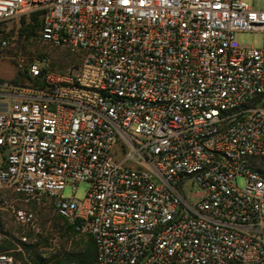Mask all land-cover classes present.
Masks as SVG:
<instances>
[{"label":"built area","instance_id":"built-area-1","mask_svg":"<svg viewBox=\"0 0 264 264\" xmlns=\"http://www.w3.org/2000/svg\"><path fill=\"white\" fill-rule=\"evenodd\" d=\"M33 13L36 37L74 61L58 71L44 53L26 83L0 77V202L14 221L39 230L16 203L49 197L95 243L93 262L70 264H264V9L0 0V24ZM10 42L0 28V60ZM78 182L83 198L62 196ZM7 238L0 224V264H32Z\"/></svg>","mask_w":264,"mask_h":264},{"label":"rangeland","instance_id":"rangeland-1","mask_svg":"<svg viewBox=\"0 0 264 264\" xmlns=\"http://www.w3.org/2000/svg\"><path fill=\"white\" fill-rule=\"evenodd\" d=\"M249 5L256 9H264V0H245ZM21 17H15L11 20L0 24L2 32L11 37L9 46L4 49L6 58L0 60V77L4 80H18L20 83H26L27 66L34 57H39L44 53L51 55V66L55 70L65 71L73 63L74 58L64 49L54 47L48 43L40 41L36 35L30 38L19 35L21 26ZM235 40L239 43L251 44L260 46L263 41V34L260 32L242 31L235 33ZM21 72V74H19ZM16 83V82H14ZM245 184L244 177H237V185L243 187ZM76 192L72 191V185L67 184L62 192L63 197H71L74 193L77 198H83L89 188L87 182L76 183ZM191 182L185 185L187 197H189ZM13 198V197H12ZM16 206L31 209L36 216L39 230L34 231L28 228H23L18 225L7 207H4L0 202V224L8 235L7 241L11 245L6 244V247L17 248L16 253H21L22 257L18 259H27L30 261L28 253L25 251L23 244L20 242V236L25 235L24 243L33 244L42 255H60L68 252L73 248L74 241H77V236L73 235L69 230L67 223L59 218L55 212L52 200L49 197H44L40 203H16ZM16 257V255H15ZM17 258V257H16Z\"/></svg>","mask_w":264,"mask_h":264},{"label":"trees","instance_id":"trees-1","mask_svg":"<svg viewBox=\"0 0 264 264\" xmlns=\"http://www.w3.org/2000/svg\"><path fill=\"white\" fill-rule=\"evenodd\" d=\"M21 26L19 28V35L30 38L36 35V31L40 25L39 13H33L29 18L25 16L21 17L20 20ZM21 74V72L19 73ZM23 75V74H21ZM25 76H27L25 74ZM13 82L20 83L17 79ZM59 216V215H58ZM63 219L69 228L72 231L73 235L77 236V241H74L73 248L64 252L60 255H42L33 244L21 242L25 248V251L28 253L30 262L32 264H70L73 261L82 262V263H91L93 262L96 254L95 243L93 237L90 234L82 233L75 228L74 224L69 223L65 218L59 216ZM8 245H11L9 241H5ZM17 258H21V253L15 254Z\"/></svg>","mask_w":264,"mask_h":264}]
</instances>
